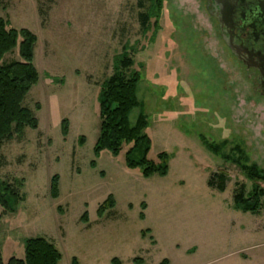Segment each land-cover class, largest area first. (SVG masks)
Masks as SVG:
<instances>
[{"label": "rangeland", "instance_id": "1", "mask_svg": "<svg viewBox=\"0 0 264 264\" xmlns=\"http://www.w3.org/2000/svg\"><path fill=\"white\" fill-rule=\"evenodd\" d=\"M0 18L37 35L40 76L24 101L39 127L0 147V180L23 181L25 197L0 224L5 263L25 257L27 239L44 238L61 252L59 264H264V198L257 214L233 207L235 191L252 185L234 160L264 169V99L226 60L204 0H162L160 8L156 0H0ZM124 58L133 62L121 67L126 76L140 73L149 157L169 154L165 177L127 168L125 150L95 158L99 89ZM5 59L20 60L19 46ZM218 171L229 176L224 192L207 184ZM109 195L116 206L99 218Z\"/></svg>", "mask_w": 264, "mask_h": 264}, {"label": "trees", "instance_id": "2", "mask_svg": "<svg viewBox=\"0 0 264 264\" xmlns=\"http://www.w3.org/2000/svg\"><path fill=\"white\" fill-rule=\"evenodd\" d=\"M142 1L139 5L142 7ZM160 8L162 0H156ZM144 24H148V14L144 16ZM38 37L28 29L17 30L9 27L4 19L0 18V147L6 141H23L25 130L37 129L39 120L33 110L24 105V101L36 84L40 80L39 72L34 64L35 48ZM19 46L20 60L7 61L5 56ZM121 62V63H120ZM120 63V64H119ZM130 59L117 60L115 73L106 80L99 89L98 101L100 104V127L99 136L94 146L95 158H99L102 151L108 150L114 156H119L125 150V164L129 169H137L143 177L150 178L158 175L165 177L168 174L169 154L161 152L157 159L149 157L152 148V140L147 133L149 120L147 114L142 109V103L138 96L139 84L141 81L138 71L126 76L123 69L132 66ZM40 109V105H36ZM136 112V113H135ZM62 133L64 137L68 135V121L62 123ZM202 144L215 155L220 153V144L208 141L205 136L200 135ZM85 137L81 136L79 144L83 145ZM227 140L223 141V145ZM226 161L230 158L221 155ZM244 177L251 182V188L247 190L242 184L233 195V207L236 210L257 214L261 211L262 199L264 198V169H260L256 164H243L234 160ZM0 158V169L3 167ZM91 166H97L96 160L91 162ZM229 181V176L225 171H218L213 174L207 184L210 188L219 192H224ZM23 181H2L0 180V224L3 216L16 213L22 202L24 195L20 192ZM59 196V176H53L51 180V197ZM116 200L113 195L100 204L97 214L102 218L107 211L114 209ZM143 210L146 204H141ZM140 218L144 219L142 212ZM81 222L88 223L87 212L81 217ZM62 260L61 252L55 244L44 238H29L25 241V257L19 259L11 257L6 263L3 261L2 248L0 243V264H59ZM165 259L160 264H169ZM72 264H78L73 258ZM112 264H121L117 259ZM134 264H144L141 258H135Z\"/></svg>", "mask_w": 264, "mask_h": 264}, {"label": "flooded vegetation", "instance_id": "3", "mask_svg": "<svg viewBox=\"0 0 264 264\" xmlns=\"http://www.w3.org/2000/svg\"><path fill=\"white\" fill-rule=\"evenodd\" d=\"M226 60L244 70L264 99V0H204Z\"/></svg>", "mask_w": 264, "mask_h": 264}]
</instances>
